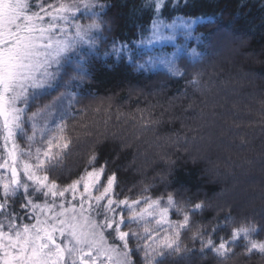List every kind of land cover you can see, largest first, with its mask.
I'll return each instance as SVG.
<instances>
[{
	"label": "snow or ice",
	"instance_id": "snow-or-ice-1",
	"mask_svg": "<svg viewBox=\"0 0 264 264\" xmlns=\"http://www.w3.org/2000/svg\"><path fill=\"white\" fill-rule=\"evenodd\" d=\"M190 3L143 0L150 24L125 40L114 35L108 0H0V264H166L169 257L197 255L226 264L237 247L242 255L264 257V240L254 238L264 226H236L230 214L205 226L198 218L212 204L186 199L178 190L159 195L149 185L128 195L119 155L102 160L92 151L81 171H59L74 146L69 128L77 105L97 99L85 88L95 64L126 60L140 74L163 73L201 87L202 74L189 78L188 69L211 56L215 43L196 32L213 19L163 18L169 6ZM201 104L208 107L206 100ZM204 108L196 114L201 126L215 123ZM131 119L145 132L159 123L149 109H137ZM186 237L199 248L185 244Z\"/></svg>",
	"mask_w": 264,
	"mask_h": 264
},
{
	"label": "trees",
	"instance_id": "trees-1",
	"mask_svg": "<svg viewBox=\"0 0 264 264\" xmlns=\"http://www.w3.org/2000/svg\"><path fill=\"white\" fill-rule=\"evenodd\" d=\"M108 2L114 5L108 15L115 19L117 39H135L139 28L150 24L151 11L140 8L143 0ZM177 14L213 19L212 24L203 21L196 32L215 43L212 54L203 64L188 69L189 78L192 72L202 74L201 87L169 80L163 73L140 74L126 60L113 65L110 58L95 64L85 88L90 87L97 99L85 98L77 105L69 128L74 146L59 171L65 176L81 171L92 151L102 160L119 155L121 186L128 195L149 185L159 195L178 190L186 199L212 204L198 218L205 226L229 214L236 226H264V161L257 160L259 166H253L256 157H264V0H191L188 7L169 6L163 18ZM221 57L229 65L222 66ZM215 93L221 96L220 103ZM109 96L111 100L106 99ZM201 100L207 101V108ZM188 104L194 106L185 111ZM201 108L215 124L201 126L204 122L196 118ZM137 109H149L159 121L152 126L154 131H141L131 119ZM130 124L135 128L130 129ZM126 144L130 147H123ZM263 236L261 232L257 238ZM184 243L199 248L187 237ZM235 251L236 257L226 264H264L259 254L242 255V247ZM210 262L215 264L211 256L200 259L197 255L183 260L169 257L166 264Z\"/></svg>",
	"mask_w": 264,
	"mask_h": 264
},
{
	"label": "rangeland",
	"instance_id": "rangeland-1",
	"mask_svg": "<svg viewBox=\"0 0 264 264\" xmlns=\"http://www.w3.org/2000/svg\"><path fill=\"white\" fill-rule=\"evenodd\" d=\"M175 16H184V15H182V14H177V15H175ZM175 16H174V17H175ZM164 19H166L168 22H171V18H165V17H164ZM196 35H198V34L196 33ZM178 40H179L180 42H183V38H182V37H178ZM192 46H195V45H194V42L192 43ZM167 50H168V51H171L172 48L169 46V47L167 48ZM219 61H220V63L222 64V66L224 65V63H226L227 65H229L228 61H227L225 58H222V57H221V59H220ZM217 63H218V61H216L214 64L219 66V64H217ZM226 64H225V65H226ZM218 66H217V67H218ZM215 88H216V87H214V88L212 89V91H214ZM214 92H215V91H214ZM208 93H209V91H208ZM215 94L218 95V96H220L218 93H215ZM213 97H214V96H213ZM101 101H102V100H101ZM97 102L99 103V101H97ZM218 102H219V103L221 102V96H220V99H219ZM223 102H224V100L222 99V103H223ZM101 103H103V102H101ZM214 124H215V123H214ZM207 127L210 128L209 126H207ZM212 127H214V126H212ZM129 128H130V129H134L135 127H132L131 124H130V125H129ZM208 128H207V129H208ZM214 130H217V129H215V127H214ZM205 131H206V130H205ZM211 131H213V130H211ZM125 134H129V131H128V129H127L126 126H125ZM214 134H215V133H214ZM256 139L258 140L259 137H257ZM21 144H23V141H21ZM249 144H252L251 141L249 142ZM251 155H253V154L250 153L249 156H251ZM198 159H199V158H198ZM199 160H201V159H199ZM203 160H205V159H203ZM257 160H259V161H264V157L262 156V157H256V158H255V161H254V163H253V166L256 167V168H257V165L259 166V164H258L259 161H257ZM237 201H238V200H237ZM241 201L244 202L242 199H241ZM239 202H240V199H239ZM221 222H222V221H221ZM214 224H215V223H214ZM256 227H257V226H256ZM260 227H261V225L258 226L257 228H260ZM227 234H228L227 232H220V233H219V235H221V236H225V235L227 236ZM226 236H225V238H227ZM254 238H256V239H258V240H264V236L261 237V238H257V236L254 235ZM184 241H186V238H185ZM239 243H240V244H243L244 242L241 240ZM235 257H236V256H234L232 259H234ZM259 259H260V258H259Z\"/></svg>",
	"mask_w": 264,
	"mask_h": 264
}]
</instances>
